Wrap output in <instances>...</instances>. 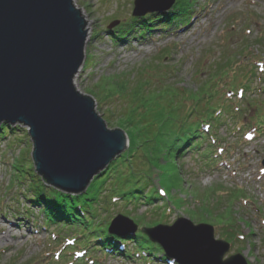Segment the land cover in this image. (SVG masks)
I'll return each instance as SVG.
<instances>
[{
    "label": "rangeland",
    "instance_id": "374dc122",
    "mask_svg": "<svg viewBox=\"0 0 264 264\" xmlns=\"http://www.w3.org/2000/svg\"><path fill=\"white\" fill-rule=\"evenodd\" d=\"M133 2L73 0L87 24L86 31H90L84 61L73 86L93 100L95 112L106 128L113 126L127 136L124 123H117L118 116L112 117L115 111L108 112L110 106L104 103L106 91L103 90L108 88L102 86L104 83L116 84V78L121 76L131 75L136 79L145 67L152 69L160 64L170 68L172 83L194 90L197 82L206 77L209 64L218 60L224 50L231 54L230 58L236 57L237 87L232 107L235 115L225 116V122L217 130L221 143L215 142V148L221 147L223 154L216 155L214 164L206 166L197 155L187 154L182 159L171 160L173 169L162 164L153 172L151 184L157 186L156 179L160 181L169 204L163 201L146 207L140 202L135 209L117 205L106 209L107 217L121 215L132 221L142 218L141 223L145 225L171 226L179 218L195 226L210 225L214 229V242L231 245L225 259L241 255L247 264H264L261 165L264 160V0H188L193 19L185 26L178 23L167 31L155 32H146L144 26H139L143 28V37L139 36V29L134 28L132 35L121 39L123 41L113 40L117 28L129 24L130 20H137V25L144 24L146 16L132 17ZM113 21L118 25L108 31ZM233 123L235 132L229 129ZM11 128L14 134L0 139V264H50L64 240L53 245L52 234L57 229H41L44 224L41 212L30 202L35 196L32 187L37 186L39 177L33 178L32 172L31 175L24 173L33 168L32 145L26 129ZM14 166L19 167L20 174ZM154 207L161 209L153 214L150 209ZM227 210L231 213L224 215ZM100 214L105 216L104 212ZM226 216L234 222L231 231L224 229L230 226ZM66 235L68 233L62 231L61 239ZM236 239L241 242L235 243ZM64 254H75L73 246L66 248ZM70 262L79 264L72 259ZM101 264L145 263L107 258Z\"/></svg>",
    "mask_w": 264,
    "mask_h": 264
},
{
    "label": "water",
    "instance_id": "95a60500",
    "mask_svg": "<svg viewBox=\"0 0 264 264\" xmlns=\"http://www.w3.org/2000/svg\"><path fill=\"white\" fill-rule=\"evenodd\" d=\"M173 3L134 0L132 17L167 11ZM86 26L73 0H0V126L27 130L35 174L68 195L83 194L128 147L126 134L106 128L93 100L73 86L84 61ZM137 229L118 215L108 231L126 235ZM140 231L178 264H247L240 255L224 261L230 247L214 242L206 225L178 219Z\"/></svg>",
    "mask_w": 264,
    "mask_h": 264
},
{
    "label": "trees",
    "instance_id": "16d2710c",
    "mask_svg": "<svg viewBox=\"0 0 264 264\" xmlns=\"http://www.w3.org/2000/svg\"><path fill=\"white\" fill-rule=\"evenodd\" d=\"M190 9L188 0H175L169 11L146 17L142 25H137L139 23L134 19L125 26L121 25L113 40L123 41L121 39L132 35L134 28H138L139 36L143 37V28L139 26H144L146 32L167 31L178 23L185 26L193 19ZM230 55L224 50L218 60L209 61L206 77L197 82L194 90H187L174 81L172 83L170 68H163L160 64L152 69L145 67L136 79L131 75L121 76L116 78V84L106 82L102 85L108 86L103 90L106 91L104 103L111 110L108 112L115 111L112 117L118 116L117 123L122 121L126 128L127 151L98 174L83 194L66 195L44 187L38 179L33 191L35 196L30 200L41 212L43 229L58 230L53 239L55 243L61 241L58 234L65 231L68 233L65 237L73 241V249L83 252V259L77 260L79 264H98L96 257L101 256L133 263L135 259H140L153 264H170L162 249L151 244L140 231L120 237L110 235L108 226L112 218L107 217L109 211L106 209L117 205L135 209L140 202H144L146 207H153L163 202L165 197L162 187L159 186L164 195L151 184L153 172H157L159 166L163 164L173 169L171 160L182 159L187 154L197 155L207 166L214 164L217 157L223 154L221 147L215 148L217 141L221 143L216 134L221 123L225 122L224 117L235 115L232 107L237 87L236 57L232 56L233 59ZM229 129L235 132V123ZM11 131L12 128L2 124L0 139H5L9 133L13 135ZM15 171L21 172L16 166ZM30 172L31 169L24 173ZM165 202L169 204L168 198ZM156 209L161 208L150 210L154 214ZM101 212L105 216H101ZM228 212L224 215L231 213ZM226 218L230 226L224 229L231 231L234 222L229 216ZM141 222L142 218L134 220L138 227L154 228L159 225ZM229 241L232 242V239Z\"/></svg>",
    "mask_w": 264,
    "mask_h": 264
},
{
    "label": "bare ground",
    "instance_id": "6f19581e",
    "mask_svg": "<svg viewBox=\"0 0 264 264\" xmlns=\"http://www.w3.org/2000/svg\"><path fill=\"white\" fill-rule=\"evenodd\" d=\"M90 31H89V29L87 30V40H86V45L89 43V37H90V33H89ZM79 73V72H78ZM77 76V75H76ZM76 76H75V78H76Z\"/></svg>",
    "mask_w": 264,
    "mask_h": 264
}]
</instances>
